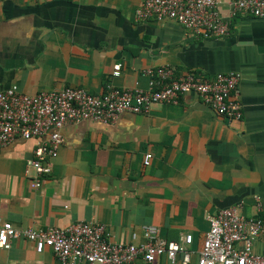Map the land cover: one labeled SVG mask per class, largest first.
I'll list each match as a JSON object with an SVG mask.
<instances>
[{
	"label": "crops",
	"instance_id": "obj_1",
	"mask_svg": "<svg viewBox=\"0 0 264 264\" xmlns=\"http://www.w3.org/2000/svg\"><path fill=\"white\" fill-rule=\"evenodd\" d=\"M141 2L0 0V90L148 89L143 70L163 65L209 77L238 72L242 118L219 115L187 92L179 103L122 112L111 123H67L52 172L37 188L27 162L39 139L0 144V221L19 228L91 222L113 241L134 243L155 225L167 240L191 233L187 264H198L209 215L241 204L242 214L264 221V17L238 14L229 35L198 39L173 20H138ZM218 7L228 18L231 0ZM254 251L264 255V229ZM0 264L62 263L50 248L38 252L16 238L0 247ZM151 264L169 262L161 255Z\"/></svg>",
	"mask_w": 264,
	"mask_h": 264
},
{
	"label": "built area",
	"instance_id": "obj_2",
	"mask_svg": "<svg viewBox=\"0 0 264 264\" xmlns=\"http://www.w3.org/2000/svg\"><path fill=\"white\" fill-rule=\"evenodd\" d=\"M219 0H142L137 19L173 20L198 39L220 38L230 34L232 19L238 14L264 17V0H231L228 18L221 15ZM121 63L115 65L119 75ZM150 77L148 89H120L108 85L102 94H92L80 87L66 86L28 94L17 86L0 90V144L16 138L39 139L34 156L27 162L35 171L31 186L37 188L52 172L50 160L58 155L63 143L60 130L71 122L92 119L114 122L120 113L148 112L157 103H179L187 92L198 94L219 115L241 119L243 105L239 100L240 73H217L205 76L163 65L146 68ZM150 152L144 163L149 164ZM242 205L222 208L208 216L207 231L198 254V264H264V255L254 251V240L263 231L264 221L241 213ZM137 233H132L136 238ZM25 238L42 252L50 248L62 264H151L164 255L169 264H187L193 235L180 241L167 240L155 225L143 227L141 243L118 242L108 237L104 225L77 222L66 227L19 228L10 221H0V247L11 240ZM183 260H179V255Z\"/></svg>",
	"mask_w": 264,
	"mask_h": 264
}]
</instances>
